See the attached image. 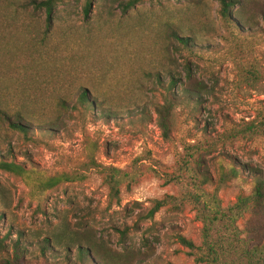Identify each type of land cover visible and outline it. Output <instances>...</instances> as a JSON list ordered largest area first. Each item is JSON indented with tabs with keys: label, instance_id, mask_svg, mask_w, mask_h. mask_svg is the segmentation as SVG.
<instances>
[{
	"label": "rangeland",
	"instance_id": "obj_1",
	"mask_svg": "<svg viewBox=\"0 0 264 264\" xmlns=\"http://www.w3.org/2000/svg\"><path fill=\"white\" fill-rule=\"evenodd\" d=\"M23 1L0 0V110L26 128L0 121V264H205L197 197L264 180V0H63L47 32ZM234 226L262 244L264 201Z\"/></svg>",
	"mask_w": 264,
	"mask_h": 264
},
{
	"label": "trees",
	"instance_id": "obj_2",
	"mask_svg": "<svg viewBox=\"0 0 264 264\" xmlns=\"http://www.w3.org/2000/svg\"><path fill=\"white\" fill-rule=\"evenodd\" d=\"M63 0H25L23 4L19 6L20 9L28 11L32 9L33 11L43 12L45 15L44 27L47 32L52 25V19L54 11L56 9V4L62 2ZM25 2V3H24ZM137 0H130L123 6V10L126 11L128 8L135 6ZM221 6V13L223 17L228 18L230 6L233 5L232 1L229 0H219ZM7 6L6 1L4 2ZM9 6L11 4H8ZM88 3L86 7L88 8ZM18 5H16L17 7ZM11 7V6H10ZM86 13V10H84ZM181 45L187 47L188 44L186 41H181ZM79 102L84 105L87 103V95L82 93L79 95ZM21 115L19 113L8 115L5 111L0 110V121L6 123L10 129L16 131H25V126L21 125ZM0 168L10 172H20V168L12 163H0ZM233 174L236 173L233 171ZM197 200L199 202L198 215L199 219L202 222V245L206 249V260L205 264H221L223 255L222 252L218 249L219 244L216 243L213 239V234L215 231L224 227L228 232L235 251L239 255L240 259L244 264H264V241L260 245H255L249 247V245L244 242V240L239 238L238 231L234 226V223L241 217L242 213L247 209L249 201H253L257 204H260L264 201V180H258L253 191V195L248 199H240L233 206L228 208H222L220 201L216 197V194L208 195L206 193H201ZM162 202H155L153 209L150 211V216L157 212L161 206ZM179 243L188 248L193 249L194 245L191 242L186 241L185 239L179 237ZM1 244V243H0ZM14 263L5 261L4 264H21L20 257L17 255L18 252H14ZM82 258H85V254H81Z\"/></svg>",
	"mask_w": 264,
	"mask_h": 264
}]
</instances>
